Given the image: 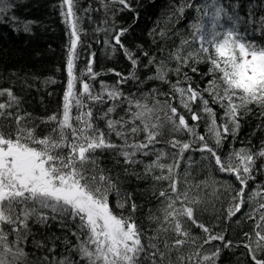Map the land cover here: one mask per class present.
<instances>
[{
  "label": "snow or ice",
  "instance_id": "obj_1",
  "mask_svg": "<svg viewBox=\"0 0 264 264\" xmlns=\"http://www.w3.org/2000/svg\"><path fill=\"white\" fill-rule=\"evenodd\" d=\"M81 3L58 4L68 37L58 109L39 116L25 107L31 90L58 83L54 77L13 72L19 93L0 87V264H218L224 250L240 245L197 212L207 210L200 193L219 199L221 188L230 196L223 218L253 222L242 246L250 264H264V203L253 207L264 200V183L249 189L257 173L264 175V139L252 142L264 133V0H178L168 20L179 23L191 10L187 34L174 31L179 44L160 48V57L141 50L146 63L124 43L132 25L117 28L114 19L135 13L133 0H98L100 8ZM16 6L0 0V21ZM101 9L104 27L94 32L104 33L108 58L122 52L130 62L127 74L95 71V52L78 67L85 14ZM34 24L23 23L22 31L31 33ZM153 34L171 39L164 28ZM142 68L152 75L141 79ZM108 74L117 77L114 83L98 79ZM149 81L159 86L146 88ZM129 82L135 91L122 87ZM252 116L259 123L241 140V121ZM205 169L239 187L214 177L197 180ZM138 181L152 182L159 205L146 214L138 203L143 192L131 187Z\"/></svg>",
  "mask_w": 264,
  "mask_h": 264
},
{
  "label": "trees",
  "instance_id": "obj_2",
  "mask_svg": "<svg viewBox=\"0 0 264 264\" xmlns=\"http://www.w3.org/2000/svg\"><path fill=\"white\" fill-rule=\"evenodd\" d=\"M11 2L17 6L0 21V77H3V79H0V87L14 86L19 93L18 82L13 85V81H15V77H12L13 72L21 76L28 73L36 74L41 78L54 77L58 83L49 85L40 92H37L35 88L32 89L28 97V103L25 105L29 111L34 112L36 115L51 114L61 105L63 90L66 85V72L63 69L66 54L65 45L68 37L65 25L59 15V0H11ZM177 2L178 0H133V5L136 9L135 13L122 12L115 16L117 28L132 25V28L123 38L124 43L137 52L143 63H146L148 58L142 55V51H147L150 56L160 57L163 55L159 51L160 48L171 50L173 41H175V44H179L180 37L172 35L174 31L180 30L182 33L187 34L188 23L193 15L191 10L185 13V17L179 23L174 20L169 22L168 20L171 5ZM89 4L94 8H100L98 0H82L81 7H87ZM137 14L138 18L134 19ZM13 15L16 17L14 21L10 19ZM88 15L92 17V21H89ZM104 18L103 9L85 14L83 27L87 35L82 36L83 47L80 49L81 58L78 61V67L83 68L85 62L91 58L90 54L95 52V71L101 72L112 68L127 74L130 69V62L123 56L122 52H117L114 57L108 58L105 55L103 45L104 33L94 32L96 27H104L102 24ZM27 21H36L31 33L22 31L23 23ZM162 28L168 31L171 39L163 40L159 35H150L153 29H156L158 33ZM88 45H91V47H88ZM137 46H140V50L137 49ZM207 67V65H200L202 71H207ZM58 68L61 70L57 71ZM140 75L141 79H143L146 75H152V71L142 68ZM98 79L111 84L115 82L117 77L108 74L102 75ZM172 79L175 80V77L173 76ZM208 79L210 77H205L200 81L201 87L205 86ZM36 83L37 87H39V81ZM156 86H159L158 81H149L145 85L146 88ZM96 87L97 89L99 88L98 82ZM122 87L125 91H135V84L132 82ZM163 88L167 90V86H163ZM49 92L52 95H48ZM258 123L259 121L254 116L241 121L240 139L246 141ZM199 131L204 132L203 122H201ZM262 139H264V133L257 132L252 137V142L259 146V142ZM234 146L238 148L241 145L239 141H236ZM228 148L229 145L226 142L224 151L227 152ZM193 156L195 159H199V153H194ZM212 177L218 181L229 180L234 187H239L238 182L234 178L218 172L209 173L207 169L199 171L196 178L197 180H202L211 179ZM261 183H264V175L257 173L256 181L250 182L249 189L255 188ZM151 184V181H138L131 184L132 188H136L139 185L140 190L143 192V198L138 199V203L144 205L145 214L149 208L155 210L159 206L157 199L152 196ZM162 186L166 187V184ZM159 187L161 185H157V189ZM224 187H227V185ZM145 189L147 191H144ZM206 191L210 192L211 189ZM200 195L204 197L205 201L201 205V209L206 208L207 210L198 211L197 218L215 232L225 231L226 239H231L234 244L240 245L232 250H224L221 253L218 264H250L247 250L242 246V243L247 242L243 234L244 232L251 233L253 222L246 220L240 214H238L240 216L239 223L235 222L236 217H233L231 221L223 218L222 210L226 209L230 204V196L223 188L218 193L219 199L215 195L205 196L203 192ZM259 203H264V200L258 199L253 204V207ZM213 204L215 205L214 208ZM248 210V206L245 205L242 211L246 212ZM217 217L220 218L217 219ZM193 233L203 237V233L198 228H193ZM219 243V241L213 242L214 245ZM205 250L211 252L215 249L210 245H205Z\"/></svg>",
  "mask_w": 264,
  "mask_h": 264
}]
</instances>
